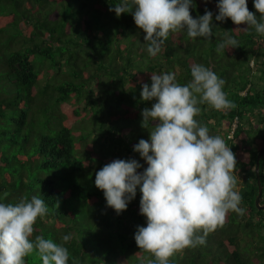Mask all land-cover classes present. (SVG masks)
<instances>
[{"label":"trees","instance_id":"1","mask_svg":"<svg viewBox=\"0 0 264 264\" xmlns=\"http://www.w3.org/2000/svg\"><path fill=\"white\" fill-rule=\"evenodd\" d=\"M217 2L194 0L190 8L193 18L213 12L212 38L170 32L153 57L132 14L109 11L119 0H0V202L33 195L45 200L49 211L37 219L30 239L40 235L63 243L71 234L64 244L68 264L155 260L134 239L137 226L147 224L139 188L117 214L95 186V174L116 159H136L138 172L148 166L133 151L153 127H142V110L155 103L142 100V83L151 85V74L173 72L186 84L191 67L203 64L225 81L236 105H200L196 119L235 154L234 174L243 177L241 211H229L204 244L175 252L168 264H264V209L256 205V160L264 145V36L230 18L216 21ZM247 4L259 17L253 0ZM225 31L239 47L217 50ZM65 103L75 104L69 115L59 113ZM94 132L100 137L92 138ZM260 173L264 204V154ZM25 264H42L38 252Z\"/></svg>","mask_w":264,"mask_h":264},{"label":"clouds","instance_id":"2","mask_svg":"<svg viewBox=\"0 0 264 264\" xmlns=\"http://www.w3.org/2000/svg\"><path fill=\"white\" fill-rule=\"evenodd\" d=\"M260 14L249 11L247 0H218L216 21L230 18L235 25H247L264 36V0H253ZM194 0H119L109 11L119 17L131 13L135 25L145 33L147 52L156 56L170 32L186 30L195 39L213 37V12L193 18ZM238 40L225 31L218 51L239 47ZM192 79L181 84L176 74H151V85L142 83L141 98L155 100L142 110V127L149 139H140L133 151L148 165L136 159H116L95 174V186L103 191L106 205L122 213L141 195L140 214L146 226H137L134 239L140 249L151 252V264H168L169 257L187 247L205 243V236L223 224L229 211H241L237 190L236 157L220 135L196 119L200 105L215 110L234 109L236 105L224 91L225 81L203 64L191 67ZM153 122H155L153 124ZM49 211L44 199L33 195L17 203L0 202V264H25V258L38 252L42 264H68L70 253L64 235L56 243L37 235L30 239L38 218ZM203 230V235L198 232Z\"/></svg>","mask_w":264,"mask_h":264},{"label":"water","instance_id":"3","mask_svg":"<svg viewBox=\"0 0 264 264\" xmlns=\"http://www.w3.org/2000/svg\"><path fill=\"white\" fill-rule=\"evenodd\" d=\"M264 154V145L261 147L257 160H256V176H257V183H258V194L256 197V205L259 209H264V204L261 203L262 196H263V184L261 180V173H260V161Z\"/></svg>","mask_w":264,"mask_h":264},{"label":"rangeland","instance_id":"4","mask_svg":"<svg viewBox=\"0 0 264 264\" xmlns=\"http://www.w3.org/2000/svg\"><path fill=\"white\" fill-rule=\"evenodd\" d=\"M74 106H75V104L65 103L59 108V113L69 115L70 112L73 110ZM132 126H135V123L132 122ZM97 136L100 137L99 133L94 132L92 138H96ZM255 148H256V146H255ZM236 177H237V190L240 192L242 190V186H243V182H242L243 177L239 176V175H236Z\"/></svg>","mask_w":264,"mask_h":264},{"label":"built area","instance_id":"5","mask_svg":"<svg viewBox=\"0 0 264 264\" xmlns=\"http://www.w3.org/2000/svg\"><path fill=\"white\" fill-rule=\"evenodd\" d=\"M234 126H236V123L234 124ZM230 137H232L233 136V131L230 133V135H229Z\"/></svg>","mask_w":264,"mask_h":264},{"label":"crops","instance_id":"6","mask_svg":"<svg viewBox=\"0 0 264 264\" xmlns=\"http://www.w3.org/2000/svg\"><path fill=\"white\" fill-rule=\"evenodd\" d=\"M243 182V181H242Z\"/></svg>","mask_w":264,"mask_h":264}]
</instances>
